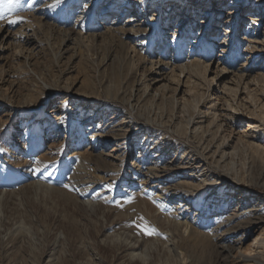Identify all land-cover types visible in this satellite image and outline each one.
Instances as JSON below:
<instances>
[{
    "label": "rangeland",
    "instance_id": "rangeland-1",
    "mask_svg": "<svg viewBox=\"0 0 264 264\" xmlns=\"http://www.w3.org/2000/svg\"><path fill=\"white\" fill-rule=\"evenodd\" d=\"M128 1L0 0V264H245L234 257L251 247L264 258V226L243 214L264 206V165L237 141L259 134L248 123L264 107V9L149 0L139 16ZM203 95L197 120L217 114L210 154L185 134ZM222 139L233 154L218 165ZM126 240L137 256L123 262L113 243Z\"/></svg>",
    "mask_w": 264,
    "mask_h": 264
},
{
    "label": "bare ground",
    "instance_id": "bare-ground-1",
    "mask_svg": "<svg viewBox=\"0 0 264 264\" xmlns=\"http://www.w3.org/2000/svg\"><path fill=\"white\" fill-rule=\"evenodd\" d=\"M138 0H136V2L134 3V5H136V6H134V10H135V12L133 13L134 15L135 14H137V15H142L143 14V9L144 8H142V9H139L140 7H143L144 5H147L148 3H149V0H139V2H137ZM238 0H231V2H232V4H236V2H237ZM241 1H244V0H241ZM255 1V5H260V7H261V10H263L264 9V0H254ZM125 2L126 3H128L129 1L128 0H125ZM192 3V2H191ZM127 5V4H126ZM133 6V5H132ZM210 12V11H209ZM137 18V17H136ZM136 18H133V19H131L132 21H135V20H138V19H136ZM132 32H136L137 31V28L136 27H131V29H130ZM139 31L140 32H143V34H147V31L145 30V29H140L139 28ZM130 51V50H129ZM128 52V51H127ZM134 52H135V50H134ZM135 56H137V55H135ZM135 56H133L132 57V59H134V57ZM125 59H127V58H129L130 56L129 55H124L123 56ZM205 66V65H204ZM203 66V67H204ZM197 67H202L201 65H198ZM207 68H208V66H206V69H205V71L207 70ZM226 70V69H225ZM184 72V71H183ZM222 72H225L224 70L222 71ZM200 73V72H199ZM203 73H204V71H203ZM244 74L243 75H241V77H240V79L241 80H243L244 79ZM239 79V80H240ZM214 80L215 79H213V81L212 82H214ZM259 80H261V79H259ZM262 81H264V80H262ZM240 82V81H239ZM196 85V84H195ZM143 87H145V91H144V94L145 93H147L146 91H147V89H148V86L145 84ZM245 87H246V89L248 88V85H245ZM227 89H229L230 91H231V93H233L234 94V100H233V102L235 101V99L237 98V96H238V92H239V89H237L236 91H234L233 90V88L232 87H228ZM196 90V89H195ZM248 90V89H247ZM246 90V91H247ZM133 91H134V89H133ZM235 92V93H234ZM143 94V95H144ZM247 97H248V100H250V101H248V102H250V105H254V107L255 106H258V105H256L254 102V100H253V96L251 95V94H247ZM206 100V98H204V95H203V97H202V99L200 100V101H198L197 102V104L195 105V107H194V109H193V111L191 112V113H188V110L185 108V105H184V107H183V111L184 112H187L188 114H187V116H186V120H185V134H186V136H189V137H191V138H200L199 140H198V145L197 146H200V145H202L203 146V149L204 150H207L208 151V153L210 154V152H211V150H212V148H213V145L212 144H210V143H213V142H210L209 143V141L207 142V135H205V134H207V133H205L206 131H209L210 132V127H212L213 126V124L215 123V120H214V117L217 115L216 113L215 114H213L212 115V118H211V121H210V123H209V126L208 127H206V126H204V121H199V120H197L199 117H200V113H203L202 111H201V108L199 107V104L201 103V102H203L204 103V101ZM131 101H132V103L133 102H135V104H131ZM147 101V100H146ZM154 101H156V96H155V99H154ZM129 103L132 105V107L134 108V107H137V108H142V106L143 105H141V103H143V97H140V96H138L137 97V93L135 94V96L133 95V93H132V96H131V99H130V101H129ZM145 103V102H144ZM147 103V102H146ZM238 104V103H237ZM174 106H177L176 104H175V102H174ZM144 108V107H143ZM234 108H235V112H238V110H239V106H237V105H235L234 106ZM260 108V111H261V114H259V115H261V119H260V121H258V118H257V120L255 119V117H253V120H255V122L254 121H252V122H250V123H248V125L250 126V128L251 129H253V130H257L258 131V133L259 134H256V135H253L252 134V132H248L247 130V132H245V133H243L242 134V136H241V138L239 139V140H237L238 141V145H240V146H242L243 148H247V149H250L254 154H256V156H257V158H258V160L261 162V164L262 165H264V146H263V144H262V135L261 134H263L264 135V126H262V125H264V124H262V122H264V107H259ZM157 109V112L155 111ZM158 110H159V108H157L156 106H152L151 107V111L152 112H154V113H158ZM252 111H253V113L254 114H256V112H255V110L252 108ZM242 112V111H241ZM258 112V111H257ZM204 114H206L205 116H207V113L206 112H204ZM142 115V114H141ZM209 116V115H208ZM250 117H252V116H250ZM161 118H164V113L161 115ZM178 119L179 120H181V119H184L183 117H179L178 115H176V114H173L172 116H171V118H169V125H171L172 127H173V125H175V128H176V125H177V121H178ZM124 123V122H123ZM90 128H91V126H89ZM219 128H218V131L221 133V132H223V127H222V125H219L218 126ZM177 128H178V126H177ZM249 128V129H250ZM207 129V130H206ZM248 129V130H249ZM250 129V130H251ZM215 130V129H214ZM225 130V129H224ZM249 130V131H250ZM252 130V131H253ZM226 131V130H225ZM262 132V133H261ZM203 133H205V134H203ZM100 133H97V134H95V135H93V137H95V136H97V137H100ZM218 135H221V134H219L218 133ZM217 137V136H216ZM220 138V137H219ZM215 140V139H214ZM223 140V139H222ZM216 141V140H215ZM197 142V141H196ZM217 143V142H216ZM228 144H229V147L231 146V143H227L226 141H221V143H219V144H217V146H216V149L211 153V155H214L213 153H215V154H219L220 155V158L216 161L217 162V164L219 165V164H221L222 163V161L223 160H226L227 159V157H228V155H232L233 154V152H227V150L228 149H226L227 148V146H228ZM237 144V143H236ZM239 146V147H240ZM237 148V146L235 147V148H233L232 149V151L233 150H235ZM76 154H81V153H74L73 154V156L74 155H76ZM79 156V155H78ZM79 159V158H78ZM82 162V161H81ZM83 163V162H82ZM81 165H83V164H81ZM85 166V165H84ZM191 167H194L195 168V170H199L200 172H202V171H205L204 170V167H201L200 165L198 166V168H196V164H193L192 166H190V165H187V164H184L183 165V168L184 169H186V168H191ZM81 171H83V170H81ZM86 171V170H85ZM164 171H169V169H166V170H164ZM78 172V171H77ZM151 172H152V170H151ZM80 173V172H79ZM79 173H78V176H79ZM153 173V172H152ZM83 174V173H82ZM202 174H204V172H202ZM84 175V177L86 176L85 174H83ZM82 176V175H81ZM155 176H157V177H160V174H156ZM202 176H204V175H202ZM208 176H211V178L213 177L212 176V174H209V175H205L204 177H208ZM212 184V181H211V179H209V178H203L202 180H199V183H198V185L197 186H195L196 188H197V191L200 193V191L201 190H206V189H208V186H207V184ZM191 188H193V187H191ZM195 189V188H194ZM227 189V192H229V191H234L233 193H235V194H243L244 192L246 193V197H243L244 199H247V200H250V199H252V197L249 195L250 194V192L248 191V190H242V191H239V189L237 188V187H227L226 188ZM216 190H214V193H212V194H215L216 192H215ZM171 194V193H170ZM194 195V194H193ZM215 197V196H214ZM213 197V195H210L209 196V199L210 198H214ZM244 199L242 200V201H240V203L241 202H243L244 201ZM205 200H203V202H204ZM203 202H201L202 204L200 205L201 207L203 206ZM264 203V202H263ZM186 205V204H185ZM188 209V208H187ZM243 214H246L247 216L246 217H248L250 220H249V223L251 224V227H253V228H255L256 226L258 227V226H264V206L262 205V204H258L257 206H252L251 208H249L248 209V211H245ZM238 217H240V216H236L235 218H238ZM252 220V221H251ZM254 223V224H253ZM134 243H132V240L131 241H129V240H126V241H121V242H117V243H113L114 244V247H115V249H116V251H117V258H119V260H121V261H123V262H126V260H133L134 258L133 257H136L137 256V254L136 255H134V251H136L137 250V248H138V244L135 242V241H133ZM254 243L257 245V247H258V245L259 246H261V247H263V249H264V237H262V236H258V237H256L255 238V240H254ZM255 244L254 245H252V246H255ZM6 247H7V249L6 250H8V246L6 245ZM223 247V249L225 250V251H227V249H229L227 252V254H225V256H224V258H222V256H223V254H219L218 255V257H219V260L221 261V262H223V263H226L227 262V260H228V258H229V255H232L231 254V249L230 248H227L226 246H222ZM256 250H257V248H250V250H247V252H241L240 254H238L237 256H235L234 258H235V260H237L238 262H243V263H245V264H250V263H252V264H264V258H262L261 256H260V253H261V251H259V252H256ZM248 251H250V252H248ZM253 251V252H252ZM47 252V251H46ZM252 252V253H251ZM132 256H131V255ZM51 263V262H50Z\"/></svg>",
    "mask_w": 264,
    "mask_h": 264
}]
</instances>
